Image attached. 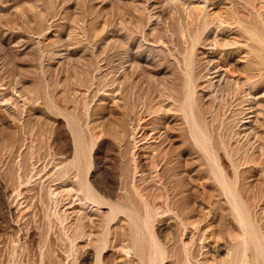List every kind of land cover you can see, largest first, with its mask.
<instances>
[{
    "label": "rangeland",
    "instance_id": "374dc122",
    "mask_svg": "<svg viewBox=\"0 0 264 264\" xmlns=\"http://www.w3.org/2000/svg\"><path fill=\"white\" fill-rule=\"evenodd\" d=\"M0 264H264V0H0Z\"/></svg>",
    "mask_w": 264,
    "mask_h": 264
}]
</instances>
